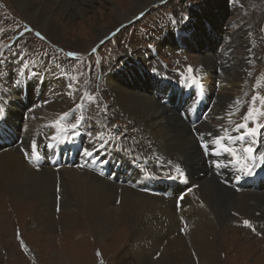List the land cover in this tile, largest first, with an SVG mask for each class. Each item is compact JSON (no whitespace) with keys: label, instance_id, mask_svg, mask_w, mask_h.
I'll return each mask as SVG.
<instances>
[{"label":"rangeland","instance_id":"rangeland-1","mask_svg":"<svg viewBox=\"0 0 264 264\" xmlns=\"http://www.w3.org/2000/svg\"><path fill=\"white\" fill-rule=\"evenodd\" d=\"M82 9L73 12L71 20L65 17L56 20L61 38L74 43L65 42L62 45L44 33H41L44 39L38 38L35 32L39 30L18 6L12 0H0V96L5 97L3 95H6V91H12L15 81L23 78L19 75L23 67L21 56L29 65L26 74L35 72L38 66L45 70L59 68L68 75L74 93L70 88V98L57 97L55 101L59 108L45 113L40 111L43 116L47 119L50 116L67 129L80 120V128L90 125L91 130L97 128L92 127L98 124L94 118H100L102 130L117 140L118 149H129L132 156H137L146 165V157L156 158L164 164L142 128L111 102L106 76L113 65L123 63V58H146L152 68L165 71L168 77L177 73L192 80L194 73L199 72V64L203 67L200 55L204 51L190 50V46L186 50L173 45L181 46L185 40L191 44V35L206 38L207 31L203 25L207 21L205 16L213 19L221 13L220 22H223L225 31L228 29L226 27L238 23L235 27L237 34H232L230 44V39L227 41L230 51L225 59L216 57L218 68H213L211 72L215 73L211 75L225 77L228 66L236 68L239 64H245L246 73L236 93L232 86L229 89L209 78L212 81H209L210 88L215 95L229 92L233 96L234 104L231 111H227V116L234 122L243 121L247 108L253 106L251 97L256 95L252 120L264 125V111L261 110L264 108V0H164L163 3L155 0L140 11L134 8V0H85ZM115 10L129 13V20L118 23L114 18ZM66 25L67 28L64 27ZM26 28L32 31H25ZM106 28L109 30L105 35L97 36L98 30ZM177 34L179 39L176 41L174 38ZM9 45L13 46L9 48ZM93 49L96 51L93 52ZM68 53L76 55L69 56ZM188 66L195 68V72H189ZM200 74L204 79L208 77ZM130 77L131 80L140 79L136 72ZM141 89L150 91L151 87ZM64 113L68 115L64 116ZM212 118L205 123H213ZM248 126L254 125L249 123ZM208 130L216 133V129ZM202 163L205 164L204 160ZM152 169L151 165L147 171L152 172ZM263 184L253 191L263 190ZM59 188V182L54 183V199L52 202L44 201L46 210L49 209L48 212L54 215L67 210L61 203ZM36 206L30 199L11 200L4 190L0 191V264H148L160 255L157 251L159 248L151 245L153 241L147 239L148 236H133L130 228H120L119 232L102 240L94 237L88 226L76 227L66 217L58 218L60 221L55 223V227L46 228L34 216ZM73 215L83 218L79 209L73 210ZM245 220H249L252 227L245 226ZM257 221L244 212L229 210L228 217L216 224L220 264H264V228ZM171 236L176 237L177 230L172 231ZM145 239L148 242L142 243ZM193 250L189 247L194 264H198V256L193 254Z\"/></svg>","mask_w":264,"mask_h":264},{"label":"bare ground","instance_id":"bare-ground-1","mask_svg":"<svg viewBox=\"0 0 264 264\" xmlns=\"http://www.w3.org/2000/svg\"><path fill=\"white\" fill-rule=\"evenodd\" d=\"M12 1L41 33L55 39L59 44L64 45L65 42L74 44L61 38L59 27L55 22L62 17L71 20L73 12L81 11L85 0ZM153 2L155 0H134V8L136 11H140ZM221 15L219 13L213 19L205 16L207 21L203 25L207 31L206 38L200 39L199 35H191V44L190 41L185 40L181 45L182 47L184 45L191 47L192 45V48L204 51L201 55L199 54L203 67H200L199 64L197 67L199 72L194 73L191 82L203 83L213 97V105L209 111V116L213 117V123L204 122L199 125L201 131H207L209 134L211 132L208 129H216L218 134L226 122H230L231 118H228L227 111H231V105L234 104V98L229 92L221 95L213 94L210 82H221L222 86H228L229 89L232 86L233 92L236 93L237 87L245 78L246 73L245 64H239L236 68L228 66L225 70V77L211 75L215 73L211 70L218 68L216 57L225 59L226 54L230 51L231 38L235 33L237 34L235 27L238 26V23L226 27L228 29L225 31L223 22H220ZM114 18L118 23H123L129 20L130 14L118 10ZM108 30L109 28L98 30L97 36L105 35ZM230 31L231 33H228ZM213 37H218L214 40L221 47V52L217 55L210 51L211 46L208 40ZM174 39L177 41L179 34ZM229 39L230 41H228ZM123 59V61L121 60L123 63L113 65L106 76L108 77L106 83L111 90V94H109L111 102L124 112L128 119L142 128L163 163L177 164L186 170L190 181L189 188L192 191L189 192V188L185 190L180 196L183 199L180 197L170 198L140 192L126 185L117 184L82 167L53 168L30 165L22 149L29 147L28 145L33 140L39 144L42 138H49L62 128L59 122H55V119H51L50 116L47 119L42 112L59 108L55 101L57 97L70 98L71 95L69 94L71 89L68 87L70 82L65 71L56 67L45 70L42 66L36 67L34 73H27L24 78L20 79L22 83L17 85V88L23 90L26 87L29 91L30 87L34 95L32 86H35V80H41L47 86V96L40 99L34 96L32 107L24 111L21 110L22 108L18 104L20 99L14 91H6L5 100H0V103H3L5 107V113L9 112L7 122L11 120L16 123V127L19 129L18 131L15 128L17 134L22 137L20 144L0 150V191L4 190L11 200L30 199L36 203L38 207L36 206L34 216L46 228L55 227V223L60 221L57 220L58 218L66 217L68 222L76 227L88 226L92 235L99 240L119 232L120 228L121 230L130 228L133 236H148L147 239L154 242L151 245L157 246L159 248L157 251L160 252L157 259L150 260L148 264H194L189 247L194 248L192 252L198 256V264H220L217 257L216 224L226 219L229 210H232L244 212L255 221L258 219L257 222L264 228V188H261L263 190L259 192H254L251 189L236 191L228 187L224 180L229 177V171L224 170L223 174L217 175L212 169V165L210 168L202 163L204 159L189 125L179 117L174 109L167 108L152 96L151 90L143 91L141 89H145L150 83L155 91L157 84L154 83L155 79L151 74L161 75V70L152 68L146 58L141 60ZM153 69L156 71L154 72ZM128 71L129 74H127ZM135 72L139 74L140 79L132 78L133 80H131L130 74ZM200 73H204L208 77L204 79ZM218 76H220L219 79ZM165 77L168 78V76ZM169 78L175 79L171 76ZM138 88L139 90H137ZM72 91L74 93L73 88ZM94 119L98 124L95 126L91 122L90 124L97 128L88 132L91 135L86 134L85 149H102L100 151L105 152L108 156L109 153L119 154L122 152L130 162L136 161L138 172H149L147 171L151 167L149 162L146 165L137 156H132L127 148L120 147L118 149L117 140L102 130L100 118ZM38 132L41 136H37ZM28 142L29 144L26 145ZM137 177H139L138 173ZM56 182H59L60 186L58 191L62 195L61 203L63 207L66 206L67 210L54 215L52 212H48L49 209L46 210L44 201L52 202L54 199L56 194L54 183ZM78 209L82 212L83 218L73 215V210ZM176 230L177 236H171L172 231ZM143 241L148 242L146 239L142 240V243ZM142 261L144 263V260Z\"/></svg>","mask_w":264,"mask_h":264},{"label":"snow or ice","instance_id":"snow-or-ice-1","mask_svg":"<svg viewBox=\"0 0 264 264\" xmlns=\"http://www.w3.org/2000/svg\"><path fill=\"white\" fill-rule=\"evenodd\" d=\"M161 2L163 3L164 0H161ZM141 15H143V13H141ZM183 19V17H182ZM25 31H32L31 28H26ZM22 35V34H21ZM35 35L40 38V39H44L45 37L41 34V32L37 31L35 32ZM103 43V42H102ZM13 45H9L8 47L11 48ZM96 49H93V52H95ZM69 56H73L76 55L75 53H68ZM21 62L23 63V67L20 69L19 75L22 77L26 74V70L28 69L29 65L27 62H24V58L23 56L20 57ZM153 71L155 72L156 69H153ZM188 71L189 72H195V69L192 68V66H188ZM15 83L17 85H19L20 83H22V80L17 79L15 81ZM69 88L72 87L71 84L68 85ZM71 94V93H69ZM257 101V96L253 95L251 97V102L253 106H249L247 108V111L245 112V115L243 117V121L241 123H239L236 128H235V132L239 133L238 136H236L234 139L233 137H228L229 140H232L233 143L235 144L238 141H247L248 139H252L253 143L255 142V138L258 136V133L260 132L261 128H264V125H259L258 121H253L252 120V115L253 112L255 111L254 105L255 102ZM262 111H264V108L261 109ZM5 114V107L3 106V103H0V118H2ZM64 116H67L68 113H64ZM81 121L80 120H76L75 123L71 124V129L73 130L74 134H78L76 133V129L79 127ZM249 123H252L254 126L253 127H249ZM118 127V126H115ZM89 135H91V133H88ZM211 135V134H208ZM197 137L198 139L200 138V134L197 133ZM97 139H100V137H97ZM224 137H219L217 136L214 143L216 144H220L221 149L224 152H227L228 154H230L232 157H237V149L236 147H229L226 144H224L222 141L224 140ZM253 143H245V146L243 147V152L247 154V159L245 161V167L244 169H237L238 173L241 174H236L234 176V179L236 181H240L242 179H244L245 177H251L254 175V169L257 167H260L262 169H264V152L259 153V159L257 160L256 158V149L253 147ZM51 146V145H50ZM201 148H203L205 150V154H211L212 152H215V148L214 147H210L209 144L206 141L201 142L200 144ZM100 150L102 149H85L84 150V155L87 157H93L96 153H98ZM23 153L25 154V157L28 158L29 156L31 157H35L37 160L39 159V152H38V145L37 142L35 140H33L30 144L29 147L22 149ZM217 155H219V153H217ZM98 158V157H97ZM106 162V161H105ZM83 167V166H81ZM171 167V165H170ZM213 167L220 169L221 166V162L219 160L213 161ZM229 167L228 164L223 165V168H227ZM174 171L177 173V175H172L171 172L167 173V178L170 179H183L184 181H186L187 176L186 173L181 169V167L179 165H177L174 169ZM101 175H103V172L100 173ZM144 178L145 179H156L157 176L151 173H147L144 172L143 173ZM225 183H228L227 178L224 180ZM189 192L192 191L191 188L188 189ZM180 199H183V197H180ZM245 226L248 227H252V224L249 220H245L244 222ZM253 230H255V228H253Z\"/></svg>","mask_w":264,"mask_h":264}]
</instances>
